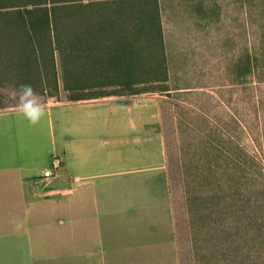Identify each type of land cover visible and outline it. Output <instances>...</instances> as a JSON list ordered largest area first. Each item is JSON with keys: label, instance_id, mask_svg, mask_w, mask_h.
<instances>
[{"label": "crops", "instance_id": "crops-1", "mask_svg": "<svg viewBox=\"0 0 264 264\" xmlns=\"http://www.w3.org/2000/svg\"><path fill=\"white\" fill-rule=\"evenodd\" d=\"M169 1L164 55L182 66H168L163 90L150 70V81L46 103L37 125L0 108V264H189L187 190L172 164L181 140L171 131L216 120L200 111L198 74L184 66L203 56L206 0ZM54 124L60 138L47 143ZM52 156L63 168L44 179Z\"/></svg>", "mask_w": 264, "mask_h": 264}, {"label": "rangeland", "instance_id": "rangeland-1", "mask_svg": "<svg viewBox=\"0 0 264 264\" xmlns=\"http://www.w3.org/2000/svg\"><path fill=\"white\" fill-rule=\"evenodd\" d=\"M40 1L0 0L1 107L17 108L12 94L21 84H30L44 104L70 103L75 97L150 81V70L158 77L153 88L161 91L167 87L168 66H182L167 64L164 55L161 23L171 1L107 0L98 7L89 5L96 0H79L82 5L76 8L58 4L65 7H59L56 15L66 64L76 69L78 62L72 61L69 54L79 56V60L85 45L91 46L90 70L70 81L78 91L65 90L59 51L53 53V69L46 41L38 40L36 60L29 42L19 33L22 22L18 12L29 9L34 18L40 17L35 6ZM117 1L121 4L110 3ZM221 11L227 12L223 19H228V38L223 33L226 22L222 21ZM204 15L205 24L200 29L205 32L199 40L203 56L198 63L184 66L198 74L200 111L216 122H177V129L171 131L181 140L179 152L173 146L172 164L175 173L183 174L187 190L189 264H264V0H206ZM90 27L108 30L101 35L109 40L103 42V49L95 48L94 44L101 43L98 38L66 40L71 29L78 34L80 29ZM110 28L113 38L109 37ZM117 28L120 33L114 30ZM128 29H134L135 41L127 43V54L120 51L113 67L108 57L110 45L116 44L112 40L119 39L120 34L126 41L130 39ZM184 41L179 39L180 44ZM208 42L216 45L212 52L205 50ZM131 65H135L132 71ZM197 116L190 114L191 119ZM60 135L54 124L52 133L46 130L47 143L52 136L58 141Z\"/></svg>", "mask_w": 264, "mask_h": 264}, {"label": "trees", "instance_id": "trees-1", "mask_svg": "<svg viewBox=\"0 0 264 264\" xmlns=\"http://www.w3.org/2000/svg\"><path fill=\"white\" fill-rule=\"evenodd\" d=\"M86 1H92V0H86ZM104 1H107V0H96L94 2H90V3L88 2V3H89V5H95V6L100 7L102 5V3H104ZM109 1H113V0H109ZM124 1L126 2V0H124ZM110 3L115 4V5L121 4V3H118V1L117 2H110ZM58 4H68V5H71L70 6L71 8L74 6L76 8L77 6L82 5L79 0H64V1H58V2L55 0H42V2L40 1L39 3L35 4V6H38V8L36 10L40 12V17L34 18L31 15L32 11H30L29 9H26L22 13L18 12V16L22 22L19 33H21V35H22L21 39H24V40L29 42V48L30 49L32 48V57L34 56L36 58V60L38 58L37 51L40 48V43H39L40 41H38V40L42 39V41H46L45 47L48 48L47 51H48V54L50 56L49 58H50V61L52 63L51 66L53 67V69H54L53 53L55 50H58L60 61H61V69H62L64 89L65 90L76 89V91H78L77 90L78 87L73 88L70 84V81H71L72 77L76 78V79L81 78L82 76L86 75L88 73V71L90 70L89 51H90L91 46L89 47L88 45H85L84 55L82 56V58L80 57L79 60H78L79 56H77V55L71 56L73 54H69L70 59L71 58L73 59L72 61H74L76 63L78 62L76 69L73 66V64H70L69 66H68V64H66V57H63V51L61 49V47H62V40H61L62 39V37H61L62 33H61V29H60V22H59L58 16L56 15L58 8L59 7L62 8L64 6H58ZM87 5L88 4H86V5L83 4V6H85V7H88ZM70 7L68 6V8H70ZM112 28H114V27H112ZM114 30L117 31L118 33L121 32L120 28H117ZM128 30L130 32L129 35H131V38L128 39L127 41L123 38V36H121V34L119 35V37H120L119 39H113L112 40V43L116 42V44H117L116 45L114 43L116 46L110 45L111 57L108 56L111 59L110 63H113V67H116V65L118 63V59H120V55H119L120 51L122 52V55L127 54V49H128L127 43H131V42L135 41L134 34H133L134 29L133 30L128 29ZM103 31H108V30L103 28V27H101V28L99 27L97 29H95V28L92 29L90 27L88 29H80L78 34H77V32L74 31V29H71L70 32L66 35L67 36L66 40H68V41L69 40L70 41L75 40L76 41V39H81V40L85 41V40H90L91 38H95V39L98 38L99 40H101V43L100 44L98 43V45H97V43L94 44L95 48L101 47V49H103V47H105L103 45V42L109 43V40L105 41V38L101 36V35H103ZM112 31L113 30L110 28L109 37L112 36V38H113L114 33ZM78 35H79V37H78ZM110 42H111V40H110ZM123 43H125V44L123 45ZM129 46H130V44H129ZM132 46H135V43H133ZM92 48H93V45H92ZM80 71H83V72H80ZM68 79H70L69 84H68ZM82 98L83 97H75V98H72L71 100L74 101V100H79ZM0 108H3V107L0 106Z\"/></svg>", "mask_w": 264, "mask_h": 264}, {"label": "clouds", "instance_id": "clouds-1", "mask_svg": "<svg viewBox=\"0 0 264 264\" xmlns=\"http://www.w3.org/2000/svg\"><path fill=\"white\" fill-rule=\"evenodd\" d=\"M12 99L19 113L31 125L39 124L46 114V108L30 84H21L13 92Z\"/></svg>", "mask_w": 264, "mask_h": 264}, {"label": "built area", "instance_id": "built-area-1", "mask_svg": "<svg viewBox=\"0 0 264 264\" xmlns=\"http://www.w3.org/2000/svg\"><path fill=\"white\" fill-rule=\"evenodd\" d=\"M63 168V160L59 156H52L50 159V167L44 170L42 178L49 179L55 177V175Z\"/></svg>", "mask_w": 264, "mask_h": 264}]
</instances>
